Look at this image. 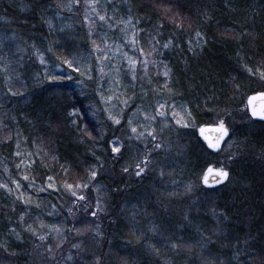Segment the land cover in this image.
I'll return each mask as SVG.
<instances>
[{
    "label": "trees",
    "instance_id": "1",
    "mask_svg": "<svg viewBox=\"0 0 264 264\" xmlns=\"http://www.w3.org/2000/svg\"><path fill=\"white\" fill-rule=\"evenodd\" d=\"M93 1L110 19L130 21L141 40L155 37L163 61L136 80L126 71L114 85L127 103L119 126L97 80L69 78L65 60L78 63L89 46L59 21L64 0H0V249L14 255L0 264H31L38 225L63 228L77 202L72 186L101 168L122 176L100 181L114 258L264 264V121L248 114L219 152L198 132L264 93V0H171L193 17L190 30L165 19L160 0ZM111 28L99 25L103 40L116 36ZM133 115L152 121L154 138L122 145ZM219 156L230 179L207 189L202 177ZM105 244L96 250L108 252Z\"/></svg>",
    "mask_w": 264,
    "mask_h": 264
},
{
    "label": "rangeland",
    "instance_id": "2",
    "mask_svg": "<svg viewBox=\"0 0 264 264\" xmlns=\"http://www.w3.org/2000/svg\"><path fill=\"white\" fill-rule=\"evenodd\" d=\"M156 9L165 19L178 22L187 30L193 29V17L183 13L171 0L156 2ZM57 14L60 22L63 21L67 24L66 26L75 27L84 34L89 46V54L84 59H80L78 63L72 58L65 60L68 68L74 72L69 75L70 80L79 78L80 84L89 81L93 83L97 80L100 84L99 89L102 91L101 97L105 105V112L110 118L109 120L115 126H119L120 123L122 124V111L127 108V103H122V98L118 96L114 85L122 81V74L126 71L136 80L138 70L147 73L162 64L160 49L155 46L153 41L156 38L141 40L140 32L130 21H124L115 16L110 19L105 14V10L93 0H64L59 4ZM105 22H110L111 31H114L116 36L109 35L110 38L103 40V37L99 35L98 27ZM248 114L246 101L241 113L231 112L212 116L216 122V125L213 126L225 124L231 135V130L249 118ZM158 115L162 120H165L166 110L160 109ZM117 121L119 122L117 123ZM151 122L138 119L136 115H133L130 120L131 139L123 138L122 133L119 134L118 138L122 145L123 140L143 144L140 142L144 137L154 138V132L152 133L154 128ZM227 163L226 156L214 158V165L219 166L217 168L226 169ZM100 170L98 172L93 170L85 182L72 186L71 193L76 195L77 202L73 204L70 209L71 215L63 223L65 228L54 226L46 229L44 224L38 225L40 230L34 235L39 243L33 244L31 264H135V262L128 263L126 259L122 260V257L114 258V255H111L114 242L110 236L113 225L112 210L104 199L105 188L100 181L102 178H109L112 181L121 182L122 176L115 178L105 168ZM46 234L49 237L48 241L44 239ZM104 241L107 248L103 246L102 249L109 251L100 253L101 249H96ZM117 248L119 249V247ZM117 253L119 252L117 251ZM7 255H10L9 259L14 258L13 254H9L1 247L0 259ZM261 262L262 260L259 259L252 264H261ZM1 264L5 263L1 262Z\"/></svg>",
    "mask_w": 264,
    "mask_h": 264
},
{
    "label": "water",
    "instance_id": "3",
    "mask_svg": "<svg viewBox=\"0 0 264 264\" xmlns=\"http://www.w3.org/2000/svg\"><path fill=\"white\" fill-rule=\"evenodd\" d=\"M247 108L252 119L264 121L261 118L264 115V93L249 97ZM254 112L256 113L255 115L253 114ZM224 130H226V134H224ZM198 132L200 138L212 152H219L230 136L228 127L222 123L217 126H202ZM221 172H227V177L220 175ZM229 178L230 172L228 170L211 165L206 169L201 182L205 188L215 189L227 184Z\"/></svg>",
    "mask_w": 264,
    "mask_h": 264
},
{
    "label": "snow or ice",
    "instance_id": "4",
    "mask_svg": "<svg viewBox=\"0 0 264 264\" xmlns=\"http://www.w3.org/2000/svg\"><path fill=\"white\" fill-rule=\"evenodd\" d=\"M101 19H103V17H101ZM75 70V69H74ZM254 115L256 114L255 112L253 113ZM262 119H264V115L261 116ZM119 121H117L118 123ZM133 131H135V129H133ZM224 134H226V130H224ZM114 151H116V149H114ZM93 175H95V173H93ZM137 175H139V173H137ZM220 175H222L223 177H227L228 173L227 172H221ZM81 199H83V197H80ZM41 239H43V237H41Z\"/></svg>",
    "mask_w": 264,
    "mask_h": 264
},
{
    "label": "bare ground",
    "instance_id": "5",
    "mask_svg": "<svg viewBox=\"0 0 264 264\" xmlns=\"http://www.w3.org/2000/svg\"><path fill=\"white\" fill-rule=\"evenodd\" d=\"M203 178V177H202ZM230 179V178H229ZM202 181V180H201Z\"/></svg>",
    "mask_w": 264,
    "mask_h": 264
}]
</instances>
